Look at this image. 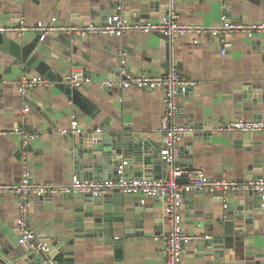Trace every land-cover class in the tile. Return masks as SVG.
I'll return each mask as SVG.
<instances>
[{
  "label": "crops",
  "instance_id": "1",
  "mask_svg": "<svg viewBox=\"0 0 264 264\" xmlns=\"http://www.w3.org/2000/svg\"><path fill=\"white\" fill-rule=\"evenodd\" d=\"M167 2L123 0L121 12L131 22H160ZM178 10L184 24L216 27L264 22V0H181ZM116 12V0H0V26L103 24ZM7 34L18 38L15 33ZM35 36L36 31L24 32L23 43ZM197 38L198 43L192 35L169 39L168 45L163 35L153 32L77 38L57 32L43 35L40 55L57 73L58 80L75 68L85 71L90 81L80 90L92 101V114L74 104L59 88L60 81L51 80L50 86L20 94L18 81L26 75L40 74L24 73L13 65L10 54L0 50V80H5L0 84V184L19 183L23 177L21 139L11 131L20 125L24 106H28L26 127L34 136L28 147V171L35 183L67 186L74 176L89 179L80 175L76 162L80 161L81 166L90 162L85 157L94 142L84 141L83 137L102 132L103 123L131 126L134 134L151 138L161 147L163 90L110 88L106 82L122 80L127 74L161 75L173 69L196 83L179 95L177 121L185 128V167L203 169L213 178H264V131L220 129L238 120L264 122V32L230 34L233 45L225 55L217 37ZM251 87L254 92L249 95ZM74 110L79 133L63 134L71 128ZM259 162L261 167H255ZM130 175L133 178L135 174ZM112 195L108 193L99 202ZM184 198V231L222 238L207 246L204 240L186 242L182 264H264V203L261 209L244 211L243 217L236 220V237L225 241L224 226L217 219L225 216L226 205L236 211L243 201L252 204L253 196H212L190 189ZM82 204V200H71L67 195H35L32 231L38 238L51 241L52 254L60 264L113 262L114 247L105 242L102 232L88 231L93 225L85 223V228L76 218L81 214L75 208ZM100 211L101 215L111 213L104 216V221L112 223V234L124 237V264H165L164 242L155 239L169 231L165 205L159 197L130 195L122 205L111 202ZM17 228V196L0 194L1 257L13 264H44L41 256L21 241Z\"/></svg>",
  "mask_w": 264,
  "mask_h": 264
},
{
  "label": "built area",
  "instance_id": "2",
  "mask_svg": "<svg viewBox=\"0 0 264 264\" xmlns=\"http://www.w3.org/2000/svg\"><path fill=\"white\" fill-rule=\"evenodd\" d=\"M118 3V12L111 16L108 22L103 24H85L79 25H36L28 26L20 23L19 26L3 27L0 26L2 33H15L22 36L26 31H40L43 35H49L52 32L68 35L77 38L86 35H108L122 36L126 32H153L167 36L175 41L192 35L196 37L195 43H198V36L211 35L217 37L222 44V54H226L232 48V42L229 35L232 33L264 32V22L261 23H226L221 26H203L196 24H184L180 21L178 4L181 0H168L167 11L160 22H131L121 12L123 0H116ZM42 35V37H43ZM126 54L123 52L122 56ZM64 81L72 86H83L89 82L83 69L75 68L64 77ZM5 80H0V84ZM192 81L182 76L177 69L161 75L152 74H127L122 80H110L106 85L110 88L118 87L128 89L138 87L141 89H162L164 92V112L161 119V153L164 161V174L159 178H125L120 179H81L74 176L71 185L58 186L51 183H35L31 181L28 171V147L34 136L26 127L25 114L28 112V106H24L23 118L17 127L12 129L11 133L21 139L22 160L24 165L23 177L21 182L14 184H0V194L13 193L17 196L18 213V234L23 243L29 245L30 249L41 256L44 264H60L52 254L53 245L51 241L38 238L31 229V209L35 195H68L70 193L92 194L93 197H104L108 193L118 189L122 193L135 195L140 194L144 197H159L165 205L169 231L166 234L155 237L156 240L164 242L166 253L165 264H182V255L184 245L188 241H199L213 239L211 235H189L184 231L182 209L185 203L184 192L186 190H197L208 193L212 196L221 194L227 197L234 193L257 192L264 195V178L250 180H233L227 177L213 178L206 174L203 169L189 170L182 163V137L185 132L177 121L179 111V95L183 91L195 86ZM51 80L42 75L23 76L18 81L17 89L20 94H26L29 90L36 87L50 86ZM76 110H74L73 121L69 130L62 131L63 134L72 132L78 134V120L76 119ZM222 131H240V132H262L264 131L263 121H245L238 120L230 122L220 127ZM3 134V132H0ZM186 179V183L180 180ZM144 203V199L141 200ZM227 206V205H226Z\"/></svg>",
  "mask_w": 264,
  "mask_h": 264
},
{
  "label": "water",
  "instance_id": "3",
  "mask_svg": "<svg viewBox=\"0 0 264 264\" xmlns=\"http://www.w3.org/2000/svg\"><path fill=\"white\" fill-rule=\"evenodd\" d=\"M42 35V32L37 31L33 40L23 43L22 36L12 38L7 33L0 32V50L10 54L14 58L13 65L21 67L24 73L30 74L35 71L49 80L59 82L57 73L52 70L51 66L40 55L42 52L39 50V44L42 41ZM164 37L168 44L169 38L167 36ZM80 87H74L64 81V79L59 82V88L72 99L80 110L92 114L94 105H92L93 103L89 98L84 96ZM248 91L249 95H251L254 92L253 87L248 88ZM83 139L84 141L91 140L95 144H93L88 156L85 157L86 161L90 162L82 166L80 161L76 162L78 164L77 170L79 172L80 169V172H82L80 175L83 178L118 180L121 176L130 178V174L134 172L133 178L140 180L146 176H148L146 178H159L164 174L165 167L161 153L162 145L160 147L151 138L134 134L131 126H119L114 122L103 123L102 132L89 134ZM255 167H261V162L256 163ZM180 181L182 183L187 182L186 179H181ZM112 193L113 195L104 198L102 203L99 202L102 197H93L92 194L70 193L67 197L71 200H82L84 202V204L75 208V212L81 214L76 218L84 226L85 223H91L93 225L92 228H87L86 226L85 228L91 232L95 230L102 232L101 235L105 238V242L114 247V260L113 262L108 261L107 264H124V237H115L112 234V223L104 221V216L111 213L104 212L101 215L100 210L101 207L106 210L111 202L122 205L124 198L130 195L122 193L118 189ZM186 193L187 190L184 192V196H186ZM256 194L257 192H248V195L253 196V203L246 204V201H243L236 207V211L229 209L227 205L225 216L217 219L219 225L224 226L223 237H225V241L229 237H236V220L243 217L244 211L262 208L264 196ZM143 209L144 207L140 211H143ZM221 238L220 236L216 239H205L204 245H210V243L219 241ZM29 258L32 259L33 255H30ZM0 264L13 263L6 261L0 255Z\"/></svg>",
  "mask_w": 264,
  "mask_h": 264
}]
</instances>
